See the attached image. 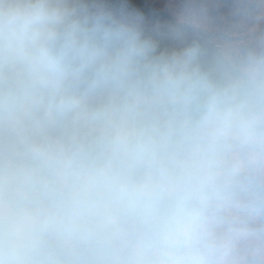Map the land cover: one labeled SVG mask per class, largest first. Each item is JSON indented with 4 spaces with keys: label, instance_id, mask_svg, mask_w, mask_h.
<instances>
[{
    "label": "clouds",
    "instance_id": "clouds-1",
    "mask_svg": "<svg viewBox=\"0 0 264 264\" xmlns=\"http://www.w3.org/2000/svg\"><path fill=\"white\" fill-rule=\"evenodd\" d=\"M0 264H264V0H0Z\"/></svg>",
    "mask_w": 264,
    "mask_h": 264
}]
</instances>
